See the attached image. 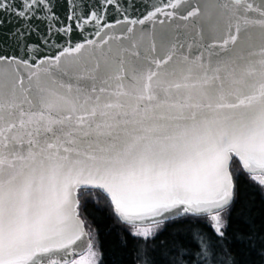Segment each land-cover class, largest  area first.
<instances>
[{"label":"snow or ice","instance_id":"snow-or-ice-1","mask_svg":"<svg viewBox=\"0 0 264 264\" xmlns=\"http://www.w3.org/2000/svg\"><path fill=\"white\" fill-rule=\"evenodd\" d=\"M184 2L115 24L173 17ZM121 8L0 0V264H101L81 218L101 199L142 241V264H217L212 236L225 238L249 189L264 196V0L206 7L201 45L172 43L168 32L145 45L133 27L107 35L108 12ZM189 8L180 19L201 15ZM88 25L97 39L73 43ZM48 45L50 55L39 51ZM21 46L36 58L12 54ZM167 225L195 227L199 250L157 258ZM244 239L251 258L241 264H264V229Z\"/></svg>","mask_w":264,"mask_h":264},{"label":"trees","instance_id":"trees-1","mask_svg":"<svg viewBox=\"0 0 264 264\" xmlns=\"http://www.w3.org/2000/svg\"><path fill=\"white\" fill-rule=\"evenodd\" d=\"M247 189L248 186L244 185ZM251 189L246 192L243 201L236 205L230 217H226L228 228L223 240H217L212 236V243L216 244L215 253L217 264H231L232 260L236 264L247 261L250 257V247L244 239L251 232H259L264 229V196L250 194ZM103 199L100 206L95 203H88L81 207V218L86 221V229L95 237V243L101 255V264H142L137 258V247L142 246L139 238L128 235L123 227L112 215L110 210L104 208ZM203 233L211 234L210 229L201 225ZM123 237L125 243H121ZM164 244L160 249L157 258L172 261L179 257L175 252H169L172 247L182 251L196 252L202 244V235L195 227L167 225V230L163 231L157 238L156 244ZM156 247V245H151ZM75 257L74 259H78ZM151 257H145L150 259Z\"/></svg>","mask_w":264,"mask_h":264},{"label":"water","instance_id":"water-1","mask_svg":"<svg viewBox=\"0 0 264 264\" xmlns=\"http://www.w3.org/2000/svg\"><path fill=\"white\" fill-rule=\"evenodd\" d=\"M87 2L92 3L95 0H87ZM168 0H119V3L123 5V8L119 12L109 11L108 17H112L108 22L114 24L112 29H106L105 33L107 35H121V29H126L127 27H133L134 31L138 35H143L144 44H150L153 39H156L157 44H159L158 37L164 33L168 32L172 37V43H181V44H195L201 45L204 41L201 40V35L204 30L209 26L208 13L205 12V8H208V11H211V6L214 4L223 3L224 0H185L177 9H175V15L173 17H166L163 13L158 14L151 20L145 21L144 24L137 23L136 25L130 24H115L116 20H123V17L126 15L130 20H140L144 18V15L148 11H153L154 6H160L163 8L164 4L167 3ZM249 3H254V6L259 5L260 0H248ZM191 7H199L201 8V15L197 17H191L188 20H182L180 17L187 15V11L191 10ZM147 6V7H145ZM167 11H173V9L168 8ZM107 19V17H106ZM9 20L14 21L13 17H9ZM47 22H45L46 24ZM12 24H6L5 27H11ZM45 25H41V31H43ZM95 28L92 25L86 26L85 30L77 31L72 34L73 43L83 42L84 38L97 39L94 36ZM126 36H130L131 34L124 33ZM36 38L33 37V40ZM212 41H208L211 43ZM60 43H64V41H60ZM40 52H43L47 55H50L54 49L51 45L42 46L39 49ZM12 54H16L21 58H27L29 60L36 58L37 51L36 49H31L27 53L25 52L23 46L18 49H12ZM78 257L73 255L70 259H74Z\"/></svg>","mask_w":264,"mask_h":264}]
</instances>
